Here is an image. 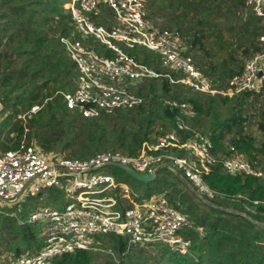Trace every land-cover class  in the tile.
<instances>
[{
	"label": "built area",
	"instance_id": "built-area-1",
	"mask_svg": "<svg viewBox=\"0 0 264 264\" xmlns=\"http://www.w3.org/2000/svg\"><path fill=\"white\" fill-rule=\"evenodd\" d=\"M246 4L264 22V0H246ZM67 8L74 28L61 35L60 42L76 64L78 76L72 90L57 93L63 96L68 109L84 118L93 119L143 104L145 98L135 87L155 78H165L172 85L182 84L209 95L236 96L264 91V49L249 58L226 87H218L199 69L193 56L183 51L184 34L177 28L161 27L148 19L143 0H70ZM78 32L85 37L94 36L105 50L98 51L79 39ZM119 42L129 48L156 51L170 71L163 72L158 66L138 59ZM259 42L264 45V33L259 35ZM165 104L189 113L193 107L189 102L171 98ZM40 108L34 105L21 116L22 138L14 148L0 151V201L16 202L26 191L33 196L47 188L63 190L71 201L62 208L45 205L31 214L28 222L40 223L44 245L39 253L21 256L11 264H54L59 256L101 249L94 242V236L109 233L125 240L126 252L136 246L164 243L182 254H192V241L183 235V230L195 226L166 192L141 199L138 192L117 181L112 173L99 171L104 167L123 164L142 174H156L157 166L166 162L182 179L196 185L198 194L210 197L215 193L203 175L217 163L228 174L264 177V170L234 145L228 147L227 153L216 154L208 134L195 132L184 140L180 132L191 127L181 118L176 129L159 135L155 142L144 141L136 154L111 149L89 157L46 153L28 138L27 116ZM173 148L186 153L181 155ZM197 229L203 231L202 227ZM109 253L115 255L113 251Z\"/></svg>",
	"mask_w": 264,
	"mask_h": 264
},
{
	"label": "trees",
	"instance_id": "trees-1",
	"mask_svg": "<svg viewBox=\"0 0 264 264\" xmlns=\"http://www.w3.org/2000/svg\"><path fill=\"white\" fill-rule=\"evenodd\" d=\"M69 1L0 0V93L5 94L2 98L5 103L2 111L11 109L0 122V150L14 148L23 136V121L18 118L22 109L18 106L27 107L28 112L37 104L41 108L27 116L28 135L34 130L37 141L46 153L59 150L60 153L54 154L60 155L71 147L70 154L81 157H89L106 149H122L128 154H136L144 141L155 142L159 135L176 129L179 118L191 127L180 132L184 140L194 136L195 132H203L193 124L200 116H207L210 119L209 136L214 145V153H227L225 139L234 131L230 144L256 166H264V139L257 143L254 137L244 132L246 118L242 115L245 99L253 95L259 96L264 91L244 92L236 96L209 95L195 92L182 84L172 85L165 78L145 80L136 91L144 96L145 102L149 99L158 104L156 111L161 112L157 116L160 117L162 128L157 131L159 135L156 137H152L151 133L157 112L151 110L146 120L147 125L133 133L127 132L122 125L115 127L117 121H124L135 112H142L145 102L133 109L104 113L93 119L84 118L80 113L68 109L63 96L57 92L72 90L78 76L76 64L60 42V36L74 28L67 8ZM238 3L247 6L246 0H238ZM247 7L251 11L247 30L253 38L248 42V47L252 46V51L256 54L264 49L258 38L264 33V22ZM177 29L182 32L181 28ZM203 37L204 34L196 36L192 47L197 43L202 44ZM200 48L204 49L203 45ZM136 55L138 59L157 66L156 59L139 52ZM198 63L204 66L202 59ZM242 69L243 67L238 71L230 69L229 79ZM228 82L229 80L222 87H226ZM52 83L56 86L48 90ZM165 95L191 103V113L185 112L181 107L166 105L167 98L163 99ZM228 104H232V114L223 119L219 106ZM261 129L264 131V123H261ZM12 132L15 134L11 135ZM77 143V148L73 147ZM173 149L181 155L186 153L185 150ZM157 175L156 173L155 179L158 178ZM203 177L207 186L215 193L213 197L205 193L201 197L197 196L206 209L200 210L196 204L188 202L183 194L177 196L178 191L169 195L170 200L195 226L183 230V235L192 241V254H182L164 243L149 244H157L160 261L165 264H264V226L261 225L264 223V177L228 174L223 171L220 163L215 164ZM151 195L153 193L147 191L144 196ZM32 224L23 220L19 222L18 218L9 213L0 212V231L12 236V242L6 243L5 248L16 258L24 253H39L44 245L39 227H33ZM197 227L204 230H198ZM99 240L101 249L72 252L56 257L53 263L99 264L98 251L118 253L119 260L107 261V264L148 262L145 257L135 262L130 253L133 248L126 252L125 240L116 234H103Z\"/></svg>",
	"mask_w": 264,
	"mask_h": 264
},
{
	"label": "rangeland",
	"instance_id": "rangeland-1",
	"mask_svg": "<svg viewBox=\"0 0 264 264\" xmlns=\"http://www.w3.org/2000/svg\"><path fill=\"white\" fill-rule=\"evenodd\" d=\"M143 1L145 3L148 19L161 27L182 29V32L186 38V45L184 46L183 51L193 56L199 69H201L214 82L215 85L217 84L218 87H222V85L227 83L230 77L228 75L230 69L235 71L240 70L242 67H244L246 61L254 55V52L252 51L253 47H248L250 46L248 45V42L253 39L247 30V22L251 17V11L245 4H239L238 0ZM203 34L204 37L202 38V44L197 43L194 47H192V41L194 38L196 36L200 37ZM76 37L83 40L84 42H89L92 47L98 51L105 50V46H103L94 36L85 37L78 32ZM119 44L125 51L134 55L139 52L143 55L156 59L157 66L161 71H170L162 64L159 54L156 51L147 49L145 47L129 48L124 42H119ZM202 45L204 49L200 48ZM246 47H248V49H246ZM199 59L203 60L204 66H200L198 63ZM139 85L140 83L136 85L135 90H137ZM55 86L56 85L52 83L48 90H52ZM172 88H174V86ZM190 94L193 93L190 92ZM3 97H5V94L0 93V99L2 102L0 122L7 114L11 112L10 108L6 110V112L2 111L5 105V103L2 101ZM166 98L170 97L165 95L163 99ZM163 99H161V101ZM244 104L245 105L242 110V115L246 118L244 123V132L254 137L257 143H260L264 139V131L261 129V123H264V92L259 96L253 95L250 98H246ZM230 105L232 104L219 106V111L223 119L229 117L232 114ZM157 107L158 104H154L151 100L146 99L145 109L142 112H135L124 121H117L115 127L118 128L120 125H122L125 127L127 132L133 133L147 125L146 120L149 116V110L157 112ZM18 108L22 109L18 115V118H21L23 114L27 113L28 108H23L22 105H19ZM162 108H164L163 104ZM160 113L161 112L158 111L154 116L156 121L153 125V132L151 133L152 137L158 136L159 133H157V131L161 130L162 128L159 120L160 117L157 116ZM193 126L197 130L203 131L205 134L209 135L210 119L207 116H200L199 120L194 122ZM33 131L34 130H31L30 134L28 135L29 141L35 144L37 148L42 150V147L37 141V137ZM46 132L48 133V131ZM234 135V131L227 135L225 139V145L227 148L231 145L230 139ZM80 140L81 138L79 139V142ZM77 146L78 143L73 145L75 148H77ZM70 151L71 147L66 151H62L60 156L81 157L80 155L70 154ZM118 151L127 153L122 149H118ZM54 153L60 152L57 150V152ZM165 164L167 163L164 162L157 166L159 167L157 171L158 178L151 181H144L140 180L139 178L136 179L137 177L131 174V172L116 165L104 167L99 169V171L112 173L117 181L126 183L133 191L138 192L141 199L148 198L144 196L145 192L147 191H151L155 195H159L163 192H166L168 195H170L173 193L175 194L178 191L176 194L177 196L183 194L184 197L187 198L188 202L196 204L200 210L206 209V206L202 204V200L198 199V197L203 196L197 193L199 192L197 191L198 187L194 184H191L190 182H186L180 177V175L176 174ZM262 168H264V166ZM27 193V191L24 192L21 199L16 202L0 201V211H5L11 216L18 218L19 222L23 220V222L29 223L28 218L31 216V214L34 211L41 209L43 206L52 205L62 208L71 201L70 197L59 188H47L44 189L41 194L33 196H29ZM261 225L264 226V223ZM32 226L40 227V223H33ZM1 236L2 238L0 239V243L2 246H0V264H11L15 259L18 258H16L12 252L7 251L5 248L6 243L12 242V236H10V234L7 232L0 231V237ZM101 236L102 235L94 236V242L97 243L96 245L98 247H101L99 240ZM156 245L136 246L131 250L130 253H132L135 262L145 257L148 261L147 264H165L160 261V254ZM114 254L115 255L109 254L107 251H98V263L107 264V261H118V253L115 252ZM24 255L30 254H22V256Z\"/></svg>",
	"mask_w": 264,
	"mask_h": 264
},
{
	"label": "water",
	"instance_id": "water-1",
	"mask_svg": "<svg viewBox=\"0 0 264 264\" xmlns=\"http://www.w3.org/2000/svg\"><path fill=\"white\" fill-rule=\"evenodd\" d=\"M260 75H262V73H260ZM119 166H121L122 168L131 172V174H133L134 176H136L140 180L151 181V180H154L156 178L155 173L142 174V173L137 172L134 168H132L128 165L119 164Z\"/></svg>",
	"mask_w": 264,
	"mask_h": 264
},
{
	"label": "crops",
	"instance_id": "crops-1",
	"mask_svg": "<svg viewBox=\"0 0 264 264\" xmlns=\"http://www.w3.org/2000/svg\"><path fill=\"white\" fill-rule=\"evenodd\" d=\"M3 151V150H2Z\"/></svg>",
	"mask_w": 264,
	"mask_h": 264
}]
</instances>
